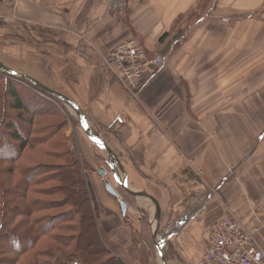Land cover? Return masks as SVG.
Instances as JSON below:
<instances>
[{
    "label": "crops",
    "instance_id": "1",
    "mask_svg": "<svg viewBox=\"0 0 264 264\" xmlns=\"http://www.w3.org/2000/svg\"><path fill=\"white\" fill-rule=\"evenodd\" d=\"M206 1L0 0V63L79 106L92 134L94 130L100 138L105 135L129 188L142 190L154 206L153 226L155 217L161 225L167 218L181 226L166 237L161 264H197L210 224L224 213L250 229L264 250V190L255 188L260 178L251 176L261 175L256 164L260 145L246 152L249 139L239 138L237 107L218 99L223 94L224 61L237 62L232 57L239 27L233 18L263 0H246V8L235 12L239 0H214V18L221 21L216 19L213 26L203 24L212 13L201 10ZM219 1L230 2V19L218 14ZM224 19L230 24L221 25ZM223 34L231 40L225 41ZM129 37L147 57L158 53L165 58L168 70L161 85L132 92L102 65L107 53ZM86 131L80 125L72 141L86 169L96 215L104 198L116 217L135 218L128 199L141 209L146 203L120 184L115 188L118 182L113 179L112 186L127 204L122 214L118 199L106 192L98 174L99 168L108 167L105 156ZM153 251L147 264H156L155 245ZM140 257L129 264H140Z\"/></svg>",
    "mask_w": 264,
    "mask_h": 264
},
{
    "label": "trees",
    "instance_id": "2",
    "mask_svg": "<svg viewBox=\"0 0 264 264\" xmlns=\"http://www.w3.org/2000/svg\"><path fill=\"white\" fill-rule=\"evenodd\" d=\"M0 80V264H87L91 241L100 256L90 264H128L103 243L66 112L52 100L61 102L22 77L5 72ZM35 146L48 147L37 151L47 164L26 156Z\"/></svg>",
    "mask_w": 264,
    "mask_h": 264
},
{
    "label": "rangeland",
    "instance_id": "3",
    "mask_svg": "<svg viewBox=\"0 0 264 264\" xmlns=\"http://www.w3.org/2000/svg\"><path fill=\"white\" fill-rule=\"evenodd\" d=\"M214 0H208L201 4V10L205 8L206 12L210 13V16H207L204 25L211 26L214 25V21L218 20V17L214 18L213 8L215 7ZM246 0H239V6H235L233 11H236V8H239L240 11L246 8ZM218 14L220 15H229L230 14V2L229 1H219L218 2ZM264 0L261 2L256 1L255 8L251 10H244L239 18H233V25H237L239 27L238 31V47H236L233 51V59L237 58V62L231 64L229 61H224L223 67V80L221 88L223 90V94L218 97L219 100L230 101L237 107V117L236 120L239 122L240 126V134L239 138L242 141L248 140L246 144V152L252 148L253 145H260L259 153H261V157L258 158L257 170L261 173L260 177L252 173V178H260L258 183V188L264 190ZM204 10V11H205ZM221 11V12H219ZM233 12V13H234ZM255 12L252 18H246L248 13ZM234 14L231 16L233 17ZM199 13L194 16L197 18ZM230 19V15L227 16ZM193 18V19H194ZM226 19V18H225ZM222 20L220 22L221 25H225L229 22H224L227 20ZM221 21V20H218ZM230 24V23H229ZM228 30L229 27L227 25ZM213 35V33L211 34ZM231 35L223 34V38L225 41L231 40ZM249 37V39H247ZM206 55L211 57L208 50H206ZM5 72L0 70V75ZM13 81H17L15 78L12 79ZM164 80V79H163ZM19 82V81H18ZM210 82V81H209ZM163 82L162 80H158L155 84L157 86L161 85ZM4 87V81L0 80V92ZM19 90V86H16ZM24 92L23 90L21 91ZM25 93V92H24ZM23 93V95H24ZM28 95V94H25ZM230 95V96H229ZM43 96V95H42ZM47 98V97H46ZM221 98V99H220ZM56 99V98H55ZM58 100V99H56ZM54 104L57 106H62L64 111L66 112V118L68 119L67 125L65 128H71L70 139H72L80 125L84 124V121L77 113L67 104L61 102L57 103L56 101L52 100ZM61 108V107H60ZM62 109V108H61ZM234 118V114L232 116ZM55 120V119H54ZM89 126V123L88 125ZM90 128V127H89ZM93 132H95L93 130ZM94 134V133H93ZM95 135V134H94ZM99 137V136H98ZM263 138V140H262ZM103 140V139H101ZM104 141V140H103ZM106 143V142H105ZM99 150L103 152L105 156L104 159L106 163H108L107 168V180L111 185L115 184L113 179L117 183L118 180H121L123 183L122 172L118 166L114 163V161L109 157L108 153L104 149L102 145H97ZM48 147L41 146V147H29L25 150L27 157H32V162L35 161L33 158H36V166L45 165L47 163H39V161L46 162V160H51L48 157H40L38 156L37 151L39 150H46ZM25 155V154H24ZM37 155V156H36ZM40 158V159H39ZM37 159L39 160L37 162ZM105 163V165H106ZM105 168V169H106ZM114 169V171H113ZM114 172V173H113ZM115 173L118 175L116 176ZM248 179V178H247ZM234 183V182H233ZM118 184L113 185L117 188ZM252 185V182L250 184ZM138 189V188H137ZM260 190V191H261ZM120 192L122 195H125L127 199L129 198L128 194L125 190L120 188ZM91 196V194H90ZM135 196L140 197L142 199V203H146V206L138 208L135 204L130 201V208L131 211L134 212L135 218L130 216L127 217V221L125 217H121L120 215L116 217V213L113 211L112 207L108 208V204L104 202V198L102 199V203H98V207H101L97 211V218L101 220L100 231L102 234L103 243L107 246L109 250L112 251L114 255H117V250L122 253L121 256L124 258L127 263H131V259L140 257V264H144V258H148L147 263H151V256L154 258V251H153V240L155 234L157 236H161V240H165L166 237H169L171 234L177 232V230L181 227L179 224H174L175 220H170L167 218H162V225L161 222L159 224V228L156 232H154V226L152 223V216L150 214L152 203L147 200L144 196V192L142 190H136ZM152 212V210H151ZM225 214V213H224ZM153 215V214H152ZM229 215V214H226ZM156 219V217H155ZM157 220V219H156ZM105 224V226H104ZM103 227V228H102ZM154 227V228H153ZM264 228V226H261ZM106 232H103L104 230ZM250 230V229H249ZM260 231V228H259ZM135 236V237H134ZM134 237V238H133ZM80 243L83 245L89 239L86 237H80ZM133 238V239H132ZM124 239V240H123ZM45 240V239H44ZM158 242V241H157ZM161 243V241H160ZM159 243V244H160ZM167 242L163 243V247L161 250V254L165 251ZM92 244V245H91ZM90 246L87 245L86 251H92L95 248L94 241H91ZM161 245V244H160ZM170 248V247H169ZM90 251L86 257L87 264L93 263L98 259L100 256H92L93 252ZM88 253V252H87ZM169 255V251H168ZM93 257V258H92ZM163 257V256H162ZM169 259L172 260L171 256L169 255ZM156 261V257H155ZM157 264V262H156Z\"/></svg>",
    "mask_w": 264,
    "mask_h": 264
},
{
    "label": "built area",
    "instance_id": "4",
    "mask_svg": "<svg viewBox=\"0 0 264 264\" xmlns=\"http://www.w3.org/2000/svg\"><path fill=\"white\" fill-rule=\"evenodd\" d=\"M102 65L132 92L161 80L168 70L162 55L147 57L132 37L113 47ZM197 264H264V250L238 218L224 215L209 226L207 242Z\"/></svg>",
    "mask_w": 264,
    "mask_h": 264
},
{
    "label": "water",
    "instance_id": "5",
    "mask_svg": "<svg viewBox=\"0 0 264 264\" xmlns=\"http://www.w3.org/2000/svg\"><path fill=\"white\" fill-rule=\"evenodd\" d=\"M0 69L13 75V76H18V77H22L25 80L29 81L30 83H32L33 85H35L36 87H38L42 92L58 99L59 101L67 104V106H71L73 108V110L77 113V115H79V117H81L85 123L84 126L88 125L87 123V117L85 115V113L83 112V110L77 106L74 102H72L68 97L64 96L63 94H60L58 92H55L53 90H51L50 88L46 87L45 85H43L42 83L38 82L37 80L25 75V74H13L12 72L8 71V69L2 65L0 63ZM87 132V131H86ZM88 136L90 137V139L92 140V142H94V144L97 145H102L104 147V149L106 150V152L108 153L109 157L114 161V163L116 164V166H118L121 171H122V177H123V183H121V180H118V183L130 194H132L133 196H135V191L130 189L129 186L127 185V179H126V173L125 170L123 169L119 159L117 158V156L114 154V152H112L110 150V148L108 147V145L101 140L100 137H98L95 132V136L91 135V133L87 132ZM98 174L104 179V186H105V190L112 196H114L115 198L118 199L119 204H120V208H121V212L124 215L127 209V204L123 199H119V194L118 192L114 189V187L108 182V180L106 179V175H107V171L103 168H99L98 169ZM156 238H158L157 234H155L154 238H153V243L155 245V257H156V262L157 264H161V253L159 250V247L156 244Z\"/></svg>",
    "mask_w": 264,
    "mask_h": 264
},
{
    "label": "bare ground",
    "instance_id": "6",
    "mask_svg": "<svg viewBox=\"0 0 264 264\" xmlns=\"http://www.w3.org/2000/svg\"><path fill=\"white\" fill-rule=\"evenodd\" d=\"M2 65H3V64H2ZM0 70H1V69H0ZM1 71H3V70H1ZM9 71H10V70H9ZM3 72H5V71H3ZM12 73H13V74H17V73H15V72H12ZM14 77H18V76H14ZM37 88H38V87H37ZM38 89H39V88H38ZM39 90H40V89H39ZM40 91H41V90H40ZM43 93H44V92H43ZM45 94H46V93H45ZM47 95H48V94H47ZM49 96H50V95H49ZM70 107H71V106H70ZM71 108H72V107H71ZM72 109H73V108H72ZM82 125H83V127H84V124H82ZM85 127H86V129L91 133V135L95 136L94 134H92L91 129L89 128V126H85ZM95 137H96V136H95ZM95 145H96V144H95ZM98 146H99V145H98ZM123 200H124V199H123ZM124 201H125V200H124ZM224 215H226V214H224ZM224 215H222V216H224ZM222 216H221V217H222ZM219 218H220V217H219ZM219 218H218V219H219ZM156 219H157V220H156ZM156 219H155V226H154L155 228L153 227V228H154V232H156V231L158 230V228H159V220H158L157 217H156ZM216 220H217V219H216ZM216 220H215V221H216ZM215 221H214V222H215ZM152 223H153V222H152ZM212 223H213V222H212ZM212 223H211V224H212ZM211 224H210V225H211ZM247 229H248V228H247ZM250 231H251V230H250ZM160 238H162V237H161V236H158V239L156 238V244H157V246L159 247V250L162 249V247H163V243L166 242V241H165L166 238H165V240H161ZM157 241H158V242H157ZM160 241H161V243H160ZM159 243H160L161 245H160ZM165 244H166V243H165ZM160 253H161V250H160ZM161 257H162V254H161Z\"/></svg>",
    "mask_w": 264,
    "mask_h": 264
}]
</instances>
